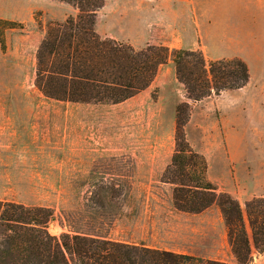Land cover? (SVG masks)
I'll list each match as a JSON object with an SVG mask.
<instances>
[{
	"label": "rangeland",
	"instance_id": "rangeland-1",
	"mask_svg": "<svg viewBox=\"0 0 264 264\" xmlns=\"http://www.w3.org/2000/svg\"><path fill=\"white\" fill-rule=\"evenodd\" d=\"M103 5L95 15L100 36L136 50L163 46L199 51L208 61L239 58L250 82L196 102L170 59L148 88L122 103L50 99L36 86L37 52L49 26L77 18L79 10L60 0H0V20L11 23L0 26V200L51 208L53 235L81 232L232 261L219 207L178 211L176 186L166 181L175 172L182 105L185 139L206 161L207 180L244 212L247 202L264 198V0ZM253 258L264 264L255 248Z\"/></svg>",
	"mask_w": 264,
	"mask_h": 264
},
{
	"label": "trees",
	"instance_id": "trees-1",
	"mask_svg": "<svg viewBox=\"0 0 264 264\" xmlns=\"http://www.w3.org/2000/svg\"><path fill=\"white\" fill-rule=\"evenodd\" d=\"M79 10L77 18L52 23L37 52L36 86L50 99L118 104L148 88L161 66L174 62L178 81L189 99L243 89L250 70L239 58L208 61L199 51L132 46L100 36L95 15L104 0H60ZM10 22L0 20L1 25ZM0 44L6 49L3 33ZM178 106L177 147L166 182L175 185L174 208L199 214L217 205L225 221L233 262L117 242L87 233L53 235L54 211L47 207L0 200V264H253V248L264 253V198L240 203L206 178L207 164L185 139ZM188 155L185 156V152ZM196 179L191 183V174ZM251 229V234L248 229Z\"/></svg>",
	"mask_w": 264,
	"mask_h": 264
},
{
	"label": "crops",
	"instance_id": "crops-1",
	"mask_svg": "<svg viewBox=\"0 0 264 264\" xmlns=\"http://www.w3.org/2000/svg\"><path fill=\"white\" fill-rule=\"evenodd\" d=\"M37 48H38V41L36 40V45H35V50L36 51H37ZM236 91H238V90H236ZM92 160L97 161L98 159L97 158H93ZM109 239L114 240V241H117V242H123V243H130V244L142 245V246L150 247V248H156V249H161V250L173 251V252H176V253H179V254H186V253L177 252V251H174V250L168 249V248H161V247H157V246L147 245V244L141 243V242L138 243V242H132V241H123V240H116V239H113V238H109ZM231 254H232V252H231ZM187 255H192V254H187ZM194 256H199V257H203V258H207V259H215V260L225 261L219 255H215V256L212 257V256H207V255L195 254ZM232 256H233V254H232ZM233 261H234V257H233V260L232 261H225V262H233Z\"/></svg>",
	"mask_w": 264,
	"mask_h": 264
}]
</instances>
